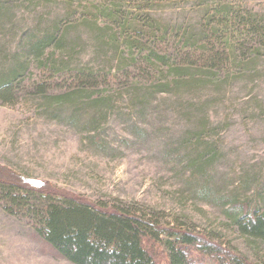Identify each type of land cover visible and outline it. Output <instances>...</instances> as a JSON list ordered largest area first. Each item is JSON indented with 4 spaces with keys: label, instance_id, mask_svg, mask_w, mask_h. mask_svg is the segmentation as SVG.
<instances>
[{
    "label": "rangeland",
    "instance_id": "obj_1",
    "mask_svg": "<svg viewBox=\"0 0 264 264\" xmlns=\"http://www.w3.org/2000/svg\"><path fill=\"white\" fill-rule=\"evenodd\" d=\"M114 2L132 17L175 29L205 22L206 12L224 4L264 19V0H0V13L10 17L0 20L1 67L19 54L27 33L55 29L72 46L73 62L66 72L90 63L95 76H101L97 91L113 96L111 110L102 118H92L89 107L78 105L76 112L69 104L49 103L76 81L51 71L45 61L32 62L12 95L0 97V173H10L24 187L40 182L91 202L138 209L166 227L179 224L208 234L264 264V241L243 236L221 204L230 197L253 198L258 189L264 192V44L258 43V51L248 52L247 59L237 53L239 64L217 73L199 100L178 98L168 88L154 91L151 104L149 100L138 111L127 89L135 84L150 88L147 70L126 47L116 56L108 49L96 54L88 40L86 22L103 25L98 9ZM51 53L55 64L69 57L66 51L49 50L46 60ZM200 103L206 116L201 129L188 119L193 111L187 109ZM198 139L212 147L215 159L204 177L191 168L197 150L205 149H194ZM4 205L0 197V264H73L38 236L29 216L11 213Z\"/></svg>",
    "mask_w": 264,
    "mask_h": 264
},
{
    "label": "trees",
    "instance_id": "obj_2",
    "mask_svg": "<svg viewBox=\"0 0 264 264\" xmlns=\"http://www.w3.org/2000/svg\"><path fill=\"white\" fill-rule=\"evenodd\" d=\"M98 11V18L104 19L103 25L90 19L86 22L88 40L93 41L96 54L108 49L116 56L124 46L133 61L148 72L150 88H137L135 84L133 89H127L131 104L138 111H144L149 100L151 104L154 91L168 92V88L178 98L199 100L220 72L239 64L237 53H243L244 60L249 57L248 52L258 51V43L264 44V19L229 4L215 7L213 13L206 12L205 22L197 26L177 29L163 27L140 15L132 17V13H126L116 2L99 7ZM4 18L10 20L9 14L0 13V20ZM24 37L18 46L19 54L12 56L7 66H0V97L12 95L14 86L22 83L24 72L32 62L45 61L51 71L65 72L76 81L74 88L50 97L49 103L60 107L69 104L76 112L78 105L89 107L92 118H102L110 112L113 96L97 91L101 76H95L97 70L90 63L76 64L70 74L66 72L71 70L73 62L72 46L65 43L66 34L50 29L29 32ZM49 50L66 51L69 57L55 64L51 61L52 53L46 60ZM166 72L162 83H154ZM39 89L46 90L43 85ZM204 106L200 103L187 107L193 111L188 119H195L199 128L206 126ZM90 123L95 121L91 119ZM195 144L192 145L195 150L205 149L197 150L191 168L195 175L204 177L215 160L213 149L199 139ZM250 183L247 182V187ZM260 191L253 198L230 197L226 204L223 198L218 201L226 206L228 219L243 236L264 241V192ZM204 194L208 195V190ZM0 197L9 212L29 216L36 224L38 236L56 255L73 264H255L237 249L233 251L208 234L179 224L166 227L138 209L91 202L44 187L40 182L24 187L10 173H0Z\"/></svg>",
    "mask_w": 264,
    "mask_h": 264
}]
</instances>
